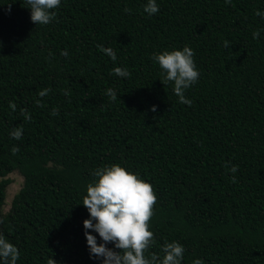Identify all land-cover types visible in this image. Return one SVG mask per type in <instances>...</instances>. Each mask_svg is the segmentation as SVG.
I'll return each mask as SVG.
<instances>
[{"label": "trees", "instance_id": "1", "mask_svg": "<svg viewBox=\"0 0 264 264\" xmlns=\"http://www.w3.org/2000/svg\"><path fill=\"white\" fill-rule=\"evenodd\" d=\"M146 2L61 0L52 22L35 25L24 0H0V233L17 264H101L80 204L93 172L113 164L156 193L148 254L176 241L182 264H264V0H156L151 16ZM184 46L199 72L191 106L152 59ZM14 172L23 184L4 213Z\"/></svg>", "mask_w": 264, "mask_h": 264}, {"label": "clouds", "instance_id": "2", "mask_svg": "<svg viewBox=\"0 0 264 264\" xmlns=\"http://www.w3.org/2000/svg\"><path fill=\"white\" fill-rule=\"evenodd\" d=\"M24 2L30 10V20L35 25H47L52 22L55 19L54 10L61 4V0ZM225 3H231V0H225ZM10 5L11 2L9 9ZM143 11L150 16L157 14L159 6L156 0H147ZM255 14L264 17V13L259 11ZM253 38H259L258 30L253 32ZM224 47H229L228 41L224 42ZM98 48L112 61H116V53L111 47L98 45ZM61 54L65 57L68 55L66 50ZM194 55L190 47L184 46L182 50H166L152 56L153 61L164 73L161 83L172 82L173 92L179 98V102L188 106H191L192 101L185 96V91L199 79ZM113 72L121 78H128L131 75L127 69L120 67L114 68ZM49 91L50 89H44L38 95L43 97ZM64 94L68 95L67 92ZM106 95L113 102L118 98L113 89H107ZM37 103L39 104V101ZM151 110L156 111V107L152 106ZM57 114L58 111L54 108L51 115ZM24 115L27 120H31V116L26 112ZM22 135V128H15L10 133L16 140H20ZM17 151L18 147L11 149L13 154ZM237 170L236 165L229 167L232 173H236ZM92 175L95 179L87 185L86 195L80 204L89 214V218L83 221V228L90 258L100 259L101 264H182L185 249L176 241L165 242L162 245V257L156 253L148 254L155 243L150 221L157 203L156 193L150 183L118 164L97 168ZM232 181L235 182V176L232 177ZM93 231L98 234L99 243L97 237L91 234ZM109 244L113 247H108ZM19 257V249L0 233V264H17ZM47 264H57V261L51 256ZM193 264H204V261L197 258Z\"/></svg>", "mask_w": 264, "mask_h": 264}, {"label": "rangeland", "instance_id": "3", "mask_svg": "<svg viewBox=\"0 0 264 264\" xmlns=\"http://www.w3.org/2000/svg\"><path fill=\"white\" fill-rule=\"evenodd\" d=\"M11 183L6 189V205L4 206L3 212L6 213L10 208V202L14 195L21 189L23 184V178L17 172H14L8 176Z\"/></svg>", "mask_w": 264, "mask_h": 264}]
</instances>
